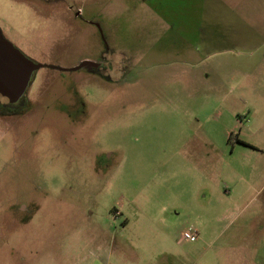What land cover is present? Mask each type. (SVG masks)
<instances>
[{"label": "rangeland", "instance_id": "1", "mask_svg": "<svg viewBox=\"0 0 264 264\" xmlns=\"http://www.w3.org/2000/svg\"><path fill=\"white\" fill-rule=\"evenodd\" d=\"M55 1L0 0L42 64L0 119V264L222 260L228 178L258 161L238 142L264 146V0Z\"/></svg>", "mask_w": 264, "mask_h": 264}, {"label": "crops", "instance_id": "2", "mask_svg": "<svg viewBox=\"0 0 264 264\" xmlns=\"http://www.w3.org/2000/svg\"><path fill=\"white\" fill-rule=\"evenodd\" d=\"M260 128L263 129L264 126L260 125ZM238 143L251 151L246 153L248 156H255L258 160L255 166L245 164L246 172H243L241 176L228 178L225 189L228 197L241 201V217L244 223L237 234L230 233L224 240V244L219 245L224 249L222 260L219 261L217 258L221 256L222 251L216 252L214 247L216 242H206L207 250L213 254L214 264H264V146H251L253 143L245 139L239 140ZM232 168L236 169L233 166ZM237 168L243 169V166ZM249 168H257L256 174L248 170ZM128 249H130L129 246L122 252L125 256L128 255ZM195 252L198 254L201 251L195 249ZM159 255H161L160 262L156 263V259H152L150 264H169L170 254L162 251ZM192 258L193 264H196V255L193 254ZM209 259H211L210 256Z\"/></svg>", "mask_w": 264, "mask_h": 264}, {"label": "water", "instance_id": "3", "mask_svg": "<svg viewBox=\"0 0 264 264\" xmlns=\"http://www.w3.org/2000/svg\"><path fill=\"white\" fill-rule=\"evenodd\" d=\"M41 66L5 38L0 28V92L3 95L12 102L17 101L24 94L33 70Z\"/></svg>", "mask_w": 264, "mask_h": 264}, {"label": "flooded vegetation", "instance_id": "4", "mask_svg": "<svg viewBox=\"0 0 264 264\" xmlns=\"http://www.w3.org/2000/svg\"><path fill=\"white\" fill-rule=\"evenodd\" d=\"M1 30H2V28H1ZM2 32H3V30H2ZM3 35L5 38H7V36L4 34V32H3ZM9 41H11V40H9ZM35 70L36 69H34L30 75V81L32 80L33 77L35 78V75H34ZM96 70H97V72H101V71H103V68L101 67V65H98V67L94 66L93 71H96ZM105 70H106V72H108L107 68H104V71ZM112 71H113V69H112ZM29 84H28V86H29ZM28 86H27V88H28ZM27 88H26L24 94L22 96H20V98L17 101H13V102L10 100V98L8 96L3 95L0 92V119L4 120L5 123H7V121H9L8 120L9 117H13V116L22 114L29 108L31 99L26 94Z\"/></svg>", "mask_w": 264, "mask_h": 264}, {"label": "built area", "instance_id": "5", "mask_svg": "<svg viewBox=\"0 0 264 264\" xmlns=\"http://www.w3.org/2000/svg\"><path fill=\"white\" fill-rule=\"evenodd\" d=\"M199 237L198 229L195 226H191L185 229L181 234V240L185 241H196Z\"/></svg>", "mask_w": 264, "mask_h": 264}, {"label": "trees", "instance_id": "6", "mask_svg": "<svg viewBox=\"0 0 264 264\" xmlns=\"http://www.w3.org/2000/svg\"><path fill=\"white\" fill-rule=\"evenodd\" d=\"M231 139H232V136L230 137V139H229V140L231 141Z\"/></svg>", "mask_w": 264, "mask_h": 264}]
</instances>
